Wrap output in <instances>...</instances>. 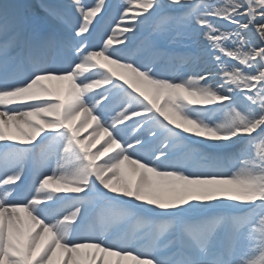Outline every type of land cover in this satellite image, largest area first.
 Masks as SVG:
<instances>
[{
  "label": "snow or ice",
  "instance_id": "1",
  "mask_svg": "<svg viewBox=\"0 0 264 264\" xmlns=\"http://www.w3.org/2000/svg\"><path fill=\"white\" fill-rule=\"evenodd\" d=\"M125 258L264 264V0H0V264Z\"/></svg>",
  "mask_w": 264,
  "mask_h": 264
},
{
  "label": "bare ground",
  "instance_id": "2",
  "mask_svg": "<svg viewBox=\"0 0 264 264\" xmlns=\"http://www.w3.org/2000/svg\"><path fill=\"white\" fill-rule=\"evenodd\" d=\"M48 83L50 85H53L55 88H57L58 91H60V92H63L64 91V89L61 88V84H57L55 80L49 81ZM53 92H54V90H53ZM53 94L54 95H64L65 93L55 92ZM90 131H91V125L87 129L84 130V132L82 133V135H87ZM13 134L14 135H17L20 139H23L22 135L20 133H17L15 131V128H13ZM101 139H103V137H101ZM124 171H125V176H130L131 175V171H130L129 166L125 165ZM48 174H51V173H48ZM124 264H133V262L131 261V258H125Z\"/></svg>",
  "mask_w": 264,
  "mask_h": 264
}]
</instances>
